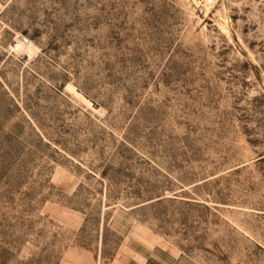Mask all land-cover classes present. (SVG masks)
<instances>
[{"label":"rangeland","instance_id":"rangeland-1","mask_svg":"<svg viewBox=\"0 0 264 264\" xmlns=\"http://www.w3.org/2000/svg\"><path fill=\"white\" fill-rule=\"evenodd\" d=\"M119 210L264 264V0H0V264H110Z\"/></svg>","mask_w":264,"mask_h":264},{"label":"crops","instance_id":"crops-1","mask_svg":"<svg viewBox=\"0 0 264 264\" xmlns=\"http://www.w3.org/2000/svg\"><path fill=\"white\" fill-rule=\"evenodd\" d=\"M124 210L113 212L107 221L118 237L119 248L110 264H199L183 253L171 252L140 237Z\"/></svg>","mask_w":264,"mask_h":264},{"label":"bare ground","instance_id":"bare-ground-1","mask_svg":"<svg viewBox=\"0 0 264 264\" xmlns=\"http://www.w3.org/2000/svg\"><path fill=\"white\" fill-rule=\"evenodd\" d=\"M13 50L15 51H20V52H24L27 56H29V58L31 57L32 54L35 53L36 51V47L34 46V44H32L31 42H28L26 40L25 43L19 41L17 38L14 41L13 45H12ZM67 88H69L72 93L74 94L75 97H77L79 100H81L82 102H84L85 104L89 105L90 102L87 101L80 93H78L74 88L67 86Z\"/></svg>","mask_w":264,"mask_h":264},{"label":"built area","instance_id":"built-area-1","mask_svg":"<svg viewBox=\"0 0 264 264\" xmlns=\"http://www.w3.org/2000/svg\"><path fill=\"white\" fill-rule=\"evenodd\" d=\"M16 38H17L19 41L23 42V43L26 42V39H25L23 36H21V35L16 36Z\"/></svg>","mask_w":264,"mask_h":264}]
</instances>
